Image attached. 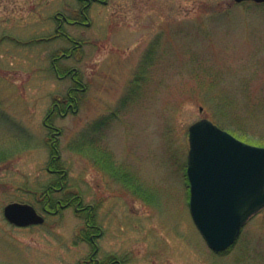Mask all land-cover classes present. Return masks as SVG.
<instances>
[{
    "label": "rangeland",
    "instance_id": "374dc122",
    "mask_svg": "<svg viewBox=\"0 0 264 264\" xmlns=\"http://www.w3.org/2000/svg\"><path fill=\"white\" fill-rule=\"evenodd\" d=\"M81 7L78 0H0V264H78L87 250L73 209L45 217L41 227L17 228L4 216L12 202L37 205L35 193L50 177L51 132L43 122L55 97L73 86L52 72L50 55L72 44L39 40L55 35L57 13ZM87 13L89 27L64 26L83 47L61 63L78 69L83 104L54 124L63 131L58 168L72 187L92 198L104 190V251L126 264H264V209L229 251L216 254L193 221L187 176L189 128L202 119L264 147V4L109 0ZM93 131L152 201L80 153Z\"/></svg>",
    "mask_w": 264,
    "mask_h": 264
},
{
    "label": "water",
    "instance_id": "95a60500",
    "mask_svg": "<svg viewBox=\"0 0 264 264\" xmlns=\"http://www.w3.org/2000/svg\"><path fill=\"white\" fill-rule=\"evenodd\" d=\"M189 142L191 215L209 248L225 253L248 221L264 209V147L246 143L206 118L189 128ZM5 216L18 227L44 222L29 204H9Z\"/></svg>",
    "mask_w": 264,
    "mask_h": 264
},
{
    "label": "flooded vegetation",
    "instance_id": "af4514ba",
    "mask_svg": "<svg viewBox=\"0 0 264 264\" xmlns=\"http://www.w3.org/2000/svg\"><path fill=\"white\" fill-rule=\"evenodd\" d=\"M78 1L82 4L80 11L76 12L73 10L69 16L57 13L54 17L58 23L55 29V35L39 40L49 44L56 43L58 40H64L72 44L67 50L52 53L50 55V62L52 72L55 76L60 80L70 78L73 86L68 90L67 97H55L50 112L43 122L44 126L51 132L50 138L52 140L51 149L53 155L51 156L47 172L50 177L47 179L48 181L46 182V187H44L45 190L43 194H41L42 196L40 195L39 197L38 194L35 193L37 205L28 202L27 204L33 206L37 213L43 216L44 219L47 216H60L63 211L70 209H73L75 214L82 219V232L77 237L80 238L82 244L86 245L87 250L82 259L78 261V264H126L117 251L106 253L103 246L100 244L106 232L105 228L100 223V209L104 206L101 194L104 190L101 187L97 189V196L95 198L90 197L88 194L79 193L78 188L72 187L68 171L58 168V163L61 161L58 145L63 131L56 127L54 119L57 115L61 118H66L71 113L78 114L83 104L81 93L86 91V87L82 82L78 69H68V67L61 64L65 59L76 58L78 52L83 47L82 43L65 32L64 26L89 27L91 25L87 13L89 8L92 7L93 4L107 5L109 3V0ZM4 39L5 41L11 40L17 42L18 45L25 44L22 43L19 38L10 35H3L1 41L3 40L4 42ZM100 128L101 126H98L97 130H101ZM81 153L85 156H90L95 163L102 170L109 173L110 176L118 181H123L125 187H127L132 194L146 201H152V195L149 194L147 187L143 186L141 179L133 172L131 174V171H128L126 167L123 168L122 165L117 163L113 154L101 145L100 140H97V135L94 131L92 134L87 132L84 135ZM87 184L89 186L90 182L87 181ZM91 187H89L88 190H91ZM55 194L60 195V197H55ZM12 203L23 202L15 201ZM37 206H40V209ZM45 223L46 219L44 223L38 227L44 226Z\"/></svg>",
    "mask_w": 264,
    "mask_h": 264
},
{
    "label": "trees",
    "instance_id": "16d2710c",
    "mask_svg": "<svg viewBox=\"0 0 264 264\" xmlns=\"http://www.w3.org/2000/svg\"><path fill=\"white\" fill-rule=\"evenodd\" d=\"M80 153H81V148H80Z\"/></svg>",
    "mask_w": 264,
    "mask_h": 264
}]
</instances>
